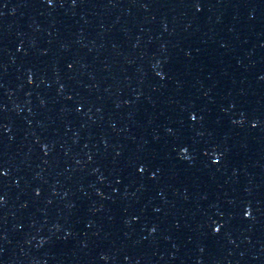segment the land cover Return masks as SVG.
<instances>
[{
  "label": "water",
  "instance_id": "water-1",
  "mask_svg": "<svg viewBox=\"0 0 264 264\" xmlns=\"http://www.w3.org/2000/svg\"><path fill=\"white\" fill-rule=\"evenodd\" d=\"M66 126L264 175V0H0V135Z\"/></svg>",
  "mask_w": 264,
  "mask_h": 264
}]
</instances>
